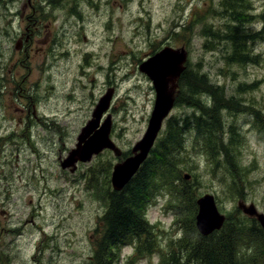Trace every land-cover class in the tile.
Wrapping results in <instances>:
<instances>
[{
    "label": "rangeland",
    "instance_id": "obj_1",
    "mask_svg": "<svg viewBox=\"0 0 264 264\" xmlns=\"http://www.w3.org/2000/svg\"><path fill=\"white\" fill-rule=\"evenodd\" d=\"M218 1L0 0V264L88 263L107 205L105 190H112L113 166L129 156L143 136L154 104L152 83L139 65L168 46L184 48L189 69L206 72L225 99L216 102L213 115L222 124L218 137L226 147L221 154L225 167L212 159L206 162L200 145L186 146L187 154L179 159L186 169L195 167L182 173V179L189 176L187 183H176L193 196L211 194L220 213L236 215L229 219L235 242L229 251L232 261L264 258L262 228L242 217L237 207L243 201L264 215V143L256 140L259 121L264 120L263 24L257 18L244 28L255 35L248 47L258 64L227 65L229 44L221 38L206 42L199 35L202 20L192 22L205 3L215 9ZM250 1L257 17L264 0ZM34 17L39 29L32 50L25 54L21 44L14 47ZM206 21L223 29L224 20L215 12ZM183 26L193 28L190 34ZM90 63L98 67L92 77L85 68ZM240 85L249 87L241 90ZM84 87L94 90L88 93ZM110 88V139L129 155L117 158L107 150L77 164L73 173L61 169L60 162ZM190 99L211 109V96L209 101L202 98L203 103ZM236 101L254 107L260 117L233 112ZM191 113L186 106L175 107L162 131L170 118ZM161 194L143 216L156 253L146 257L150 251L140 248L142 252L134 253V244L125 246L117 254L121 264H159L160 255H179L178 246L194 236L196 203L193 207L185 200L181 219L172 222L165 209L170 196ZM221 234L211 235L212 244L225 241L226 234Z\"/></svg>",
    "mask_w": 264,
    "mask_h": 264
},
{
    "label": "trees",
    "instance_id": "obj_2",
    "mask_svg": "<svg viewBox=\"0 0 264 264\" xmlns=\"http://www.w3.org/2000/svg\"><path fill=\"white\" fill-rule=\"evenodd\" d=\"M205 4L200 12L192 15L194 24L196 19L202 20L199 31L201 38L206 42L221 38L224 44L227 46L229 44L227 50L229 55L225 58L227 65H257L258 56L253 55L248 47V43L255 35L248 34L244 28L259 18L263 24L260 33L264 34V6L262 13L255 17L252 13L250 0H219L215 9L211 3ZM214 12L224 20L223 29L220 31L214 29L206 21L208 16ZM183 29L190 34L193 28L183 26ZM178 83L180 86L179 95L175 98L173 109L178 106H186L192 109V113L182 119L170 118L168 120L163 131L161 129L146 160L120 192H114L111 189L105 190L107 205L100 219V230H98L99 235L94 243L93 254L87 264H121L117 254L123 246L128 244L135 245V252H142V250L156 252V248H152L153 243L148 241V229L150 231L151 227L147 225L143 216L145 208L154 205L157 200L156 196H163L162 192H166L170 196L165 209L171 212L172 222H179L181 219L180 206L185 203V200L190 203V206H195L198 195H191L176 183V181L187 183V180L182 179V173L191 171L195 167L193 165L192 168L186 169L182 166V159L180 160L179 156L187 154L186 146L194 148V146L200 145L206 162L212 159L215 165L220 164L225 167L221 154L225 152L226 147L222 142H219L220 138L218 137L222 124L220 117L218 118L219 123L213 117L218 110L216 102H225L221 88L209 82L206 72L190 70L188 61ZM247 87L249 86H239L241 90ZM210 96L213 101L211 109H206L190 99L198 97L196 100L203 103L202 98L206 97V100L209 101ZM234 103L238 107L230 109L233 112L243 110L252 112L256 118L260 117L259 111L254 107H245L237 101ZM259 127L260 131H257L256 140L264 143V120L259 121ZM189 138L191 143L188 142L189 144L186 145ZM127 155L129 153L122 152L123 157ZM219 160H221L220 163ZM237 179L241 183L238 174ZM228 222L226 220L219 231L222 232L221 237H225ZM191 223L193 224V219ZM228 233L230 234L231 231ZM210 237L211 235L202 237L195 231L190 241L186 243L184 240V244L178 246L179 255L171 253L167 258L165 255H160L159 264H264V258H254L243 262L232 261L233 257L230 259L227 254V245H222L219 248L216 244H212ZM183 252L184 256L181 255Z\"/></svg>",
    "mask_w": 264,
    "mask_h": 264
},
{
    "label": "water",
    "instance_id": "obj_3",
    "mask_svg": "<svg viewBox=\"0 0 264 264\" xmlns=\"http://www.w3.org/2000/svg\"><path fill=\"white\" fill-rule=\"evenodd\" d=\"M186 62L187 51L184 48L165 47L139 65V71L152 83L155 100L143 136L134 144L130 155L113 166L110 178L113 191H121L146 160L162 129L163 122L173 108L177 82L186 68ZM112 95L113 91L109 89L99 99L91 119L80 130L75 147L60 162L61 169H69L70 173H73L78 163L90 162L94 156L104 150L111 151L115 157H121V151L110 139V116L100 124L102 114L109 108ZM188 178V175L184 176V179ZM196 205L195 227L198 233L201 236H208L213 231L219 230L225 217L218 212L214 197L205 194L196 200ZM238 209L248 217L256 218L264 230V215L258 213L254 205L239 202Z\"/></svg>",
    "mask_w": 264,
    "mask_h": 264
},
{
    "label": "flooded vegetation",
    "instance_id": "obj_4",
    "mask_svg": "<svg viewBox=\"0 0 264 264\" xmlns=\"http://www.w3.org/2000/svg\"><path fill=\"white\" fill-rule=\"evenodd\" d=\"M34 16H35V13H34ZM33 24L31 26L29 25H26L23 29V31L19 34V37H18V41L17 43L15 44V47L14 49L17 50L20 48V44L22 45L23 50L24 52H26L25 54H27V52L31 51L32 50V45L34 44V39H35V36L36 34L38 33V26H37V19L34 17L33 19ZM39 29V28H38ZM23 51H21L20 53H23ZM158 52V51H157ZM95 55L97 54V52H93ZM92 52H89V55L91 56ZM152 55H149L148 57H150ZM147 57V58H148ZM86 70H87V74H89L91 77L93 76V74H96L97 71H98V67L94 66L92 63L90 64H87V66L85 67ZM15 75H18V72L15 74ZM39 86H35V90L36 91H39ZM84 89H86V91L89 93V92H92L94 90V88L90 89L88 87H84ZM177 93L175 94V98L179 95V83H178V86H177V89H176ZM113 94H114V91H113ZM111 104V102H110ZM109 111V109H108ZM106 113V115H108L109 113ZM109 116V115H108ZM240 202H243V201H240ZM244 203V202H243ZM245 204V203H244ZM237 213H239V211H237ZM240 214L242 215V217H244L245 219H247L248 221L254 223L255 226L258 227V222H257V219L254 218V217H248L247 215L243 214L242 211H240ZM244 215V216H243ZM225 216V221L229 219H233V218H237L236 215L232 216V217H228L226 215ZM258 224V225H257ZM232 225H233V222L229 221V224H228V229H227V232H226V236L227 238L225 237V241L223 243H219V241H216L215 244L217 247L221 248L222 245H227L228 247V251H227V254L230 256V259L233 257V255L229 252L232 248V245L235 244V242L233 241L234 237H233V230H232ZM221 230V229H220ZM218 230V231H220ZM231 231V233L229 234L228 232ZM216 233H218L217 231H215ZM212 233L213 234V237L216 236V233ZM229 235V236H228ZM241 240V239H240ZM227 241V242H226ZM245 242V241H244ZM227 243V244H226ZM242 244V243H241ZM243 245V244H242ZM244 247V245H243Z\"/></svg>",
    "mask_w": 264,
    "mask_h": 264
},
{
    "label": "bare ground",
    "instance_id": "obj_5",
    "mask_svg": "<svg viewBox=\"0 0 264 264\" xmlns=\"http://www.w3.org/2000/svg\"><path fill=\"white\" fill-rule=\"evenodd\" d=\"M174 103H175V99H174ZM173 106H174V104H173Z\"/></svg>",
    "mask_w": 264,
    "mask_h": 264
}]
</instances>
